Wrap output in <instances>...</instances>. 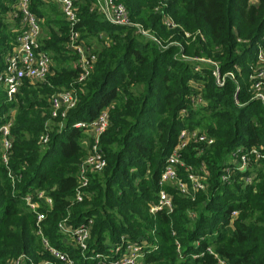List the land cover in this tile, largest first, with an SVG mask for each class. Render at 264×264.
Returning <instances> with one entry per match:
<instances>
[{
    "label": "trees",
    "instance_id": "obj_1",
    "mask_svg": "<svg viewBox=\"0 0 264 264\" xmlns=\"http://www.w3.org/2000/svg\"><path fill=\"white\" fill-rule=\"evenodd\" d=\"M15 1L0 0V72L16 45ZM90 1H78L77 28L97 42L89 43L96 61L86 80L77 81L78 56L66 47L68 23L60 7L30 0V9L48 19L40 41L52 59L48 82L24 80L12 101L0 86V124L12 115L13 137L6 164L0 153V264L21 254L28 256L22 264L55 261L42 249L36 215L24 201L32 190L52 199L51 207L39 201L43 236L75 264H96L94 254L122 235L145 239L142 264H220V259L264 264V160L251 157L245 169L231 161L237 148L264 152V102L255 97L250 80L258 46L264 45V0H115L152 36L108 22L89 10ZM164 16L176 27L168 28ZM63 88H73L77 102L54 120L48 98ZM104 109L108 125L99 147L106 165L89 173L90 196L77 202L76 173L87 154L88 134L74 124L90 122ZM46 123L52 130L41 145ZM184 128L214 138L210 145L191 141L182 151L184 164L206 176V189L193 197L159 184ZM226 167L232 172L228 183L220 179ZM178 175L188 180L183 167ZM247 176H253L250 184L243 181ZM161 189L170 195L172 211L150 212ZM233 210L237 215L231 220ZM88 218L93 223L82 252L64 241L58 223L67 219L76 227Z\"/></svg>",
    "mask_w": 264,
    "mask_h": 264
},
{
    "label": "built area",
    "instance_id": "obj_2",
    "mask_svg": "<svg viewBox=\"0 0 264 264\" xmlns=\"http://www.w3.org/2000/svg\"><path fill=\"white\" fill-rule=\"evenodd\" d=\"M42 1L47 4L56 3L60 7L68 23L66 47L70 52L78 56L77 65L79 67V74L77 81L82 82L86 80L93 69L96 56L90 51H87L81 38L80 31L77 28V24L79 23V0ZM30 4V0H16L13 4V8L19 14L18 31L15 38L16 45L12 51L5 56V66L0 72V86L4 90L8 101H12L15 98L24 80H28L31 84L35 85L48 82L47 76L50 74L52 67L51 57L40 48L42 33L41 18L30 9ZM89 10L101 15L112 24L133 25L141 34L152 36L149 30L144 29L139 24L131 22L126 7L120 2H116L115 0H91L89 3ZM162 22L168 28L176 27V24L169 16H164ZM185 35L188 36L189 34L186 33ZM257 58L258 66L253 69L250 80H253L252 87L255 97L264 102V45L258 46ZM206 61L209 62V60ZM214 74L217 76V83L222 84V79L217 75L216 70ZM196 101H200V98L197 96ZM48 102L51 118L56 120L58 117H64L66 112L76 105L77 93L73 88H63L50 94ZM11 123L12 115L7 121L0 124V153L4 164L7 163L13 142V137L10 132ZM62 125L60 121L59 125H57L58 129H60ZM74 125L78 128H83L90 139L88 152L79 163L76 173L77 182L73 197L75 201L80 202L90 196V192L87 189L90 180L89 173L100 172L106 165V160L99 147V137L108 125V112L106 109L101 110L94 120L90 122L79 121ZM51 130L52 127L46 123L43 132L39 136L38 143L45 145L48 142L49 132ZM191 141H199L206 145H210L213 143L214 138L205 131H199L198 129L189 130L184 128L180 130L176 144L166 158L164 168L160 174L159 184L161 186H174L185 196L193 197L195 192L205 190L207 183L206 176L203 173L198 174L192 172V166L185 165L183 162L182 151ZM236 153L237 154H232L233 158L231 161L238 169H245L251 157L255 160H264V152H261L256 147H251L247 151L243 148H237ZM180 167L184 168L188 180H183L178 175V169ZM231 176L232 172L230 168L226 167L220 179L222 182L228 183ZM252 177L253 176L244 177L243 181L246 184H250L252 182ZM13 179L14 178H12V180ZM24 201L27 208L36 215V234L41 239L42 249L48 252L55 260L53 264H75L68 252L53 247L42 234L40 223L45 218V213L38 210L39 201L51 207V197L42 190H32L25 194ZM157 209H166L169 212L172 211L171 197L164 189L158 192L157 201L150 206V212H154ZM236 215L237 211L233 210L231 212V220L234 219ZM92 223L93 219L88 218L78 226L72 227L68 224L67 219H62L58 223V230L63 235L65 242L80 248L83 252L87 249ZM178 248L179 246L177 245V249ZM105 249L104 252L94 254L96 264H137L141 262L146 252V242L145 239L132 240L122 235L116 243H112L108 247H105ZM207 251L213 254L210 247L207 248ZM193 256H197V254ZM27 258L28 256L21 254L11 260L9 264H22ZM219 263L229 264L226 260L222 259L219 260ZM31 264H49V262H31Z\"/></svg>",
    "mask_w": 264,
    "mask_h": 264
},
{
    "label": "rangeland",
    "instance_id": "obj_3",
    "mask_svg": "<svg viewBox=\"0 0 264 264\" xmlns=\"http://www.w3.org/2000/svg\"><path fill=\"white\" fill-rule=\"evenodd\" d=\"M252 2L254 1V0H251ZM48 9H49V7H47ZM49 10H51V9H49ZM63 16V18H65L64 17V15H62ZM46 20H48V19H44V18H41V27H42V33H41V38H43V36H44V33L47 31V29H48V26L46 25ZM66 20V19H65ZM67 22V21H66ZM45 23V24H44ZM53 29H57V26L55 25H52L51 26ZM80 34H81V32H80ZM104 34H102V36H103ZM81 38H82V40H83V42H84V44H85V46H86V49H87V51H92L93 50V47H96L97 46V42H96V40L94 41H88V39H86L85 37H82V35H81ZM90 42H92V46L89 44ZM254 67V66H253ZM252 67V68H253ZM87 134V133H86ZM87 136V144H88V147H89V144H90V139H89V137H88V135H86ZM86 147H87V145H86ZM87 152H88V150H87ZM149 211H150V209H149ZM41 261H48L49 262V264H53V263H55V261H50L49 259H47V260H41ZM41 261H39V262H41ZM137 264H142V259H141V262H139V263H137Z\"/></svg>",
    "mask_w": 264,
    "mask_h": 264
}]
</instances>
